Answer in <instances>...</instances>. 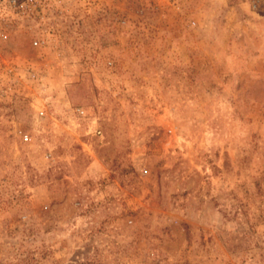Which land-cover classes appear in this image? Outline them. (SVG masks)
<instances>
[{"label": "rangeland", "instance_id": "374dc122", "mask_svg": "<svg viewBox=\"0 0 264 264\" xmlns=\"http://www.w3.org/2000/svg\"><path fill=\"white\" fill-rule=\"evenodd\" d=\"M0 264H264V0L0 19Z\"/></svg>", "mask_w": 264, "mask_h": 264}, {"label": "built area", "instance_id": "2783aa9c", "mask_svg": "<svg viewBox=\"0 0 264 264\" xmlns=\"http://www.w3.org/2000/svg\"><path fill=\"white\" fill-rule=\"evenodd\" d=\"M34 0H0V19L6 18L10 13L18 11ZM28 137H26L27 139Z\"/></svg>", "mask_w": 264, "mask_h": 264}]
</instances>
